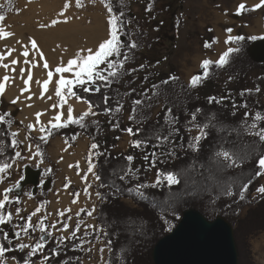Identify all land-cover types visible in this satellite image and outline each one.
I'll return each mask as SVG.
<instances>
[{"label":"trees","instance_id":"obj_1","mask_svg":"<svg viewBox=\"0 0 264 264\" xmlns=\"http://www.w3.org/2000/svg\"><path fill=\"white\" fill-rule=\"evenodd\" d=\"M110 2L113 11L116 14L123 11L124 20L129 22L120 33L122 40L124 43L135 41L137 46L130 50L123 49L128 52L129 59L121 70L122 74L111 82L110 86L102 87L101 91L95 94L83 92L77 86H74V91L90 100L99 113L109 115L104 112L102 98L105 94L110 97L108 107L115 108L117 102L123 105L119 112L113 111L109 115L113 118L112 127L118 122V126L113 128L121 132L128 127H132L134 132L139 128L140 134L133 136V140L148 139L149 143L154 145L157 143V136H169L167 142L162 141L160 148L153 150L160 156L157 163L166 173H174L179 183L171 187L167 185V181L158 187L148 185L143 189V195L138 196L132 188L142 175L135 161H126L125 157L129 154L109 150L105 121L89 120L88 116L83 121L86 127L69 124L67 127L53 129L52 134L47 137V143L40 139L34 140L40 146L41 157L50 159L47 148L50 139L58 135L65 136L74 144L76 138L73 139V136L77 137L82 132L91 138L92 143L99 144V149L94 151L104 154L96 155L97 174L101 177L97 185L100 199L96 217L99 225L106 230L110 242L108 261L111 264H155L153 249L157 242L170 232L165 221H174L177 225L184 211L191 207L201 210L211 219L222 215L231 221L239 247L240 264H254L250 237L264 230V194H258L254 200L252 194L256 192L264 177V174L255 176L258 170L255 167L256 159L264 153V141H260L256 135L248 131L247 120L242 111L233 110L224 101L209 103L208 98L213 96H201L197 89L208 81L217 79L222 72L233 78L243 79L253 69L264 66V62L255 60L250 51L257 39L247 37L244 41L235 43L241 50L231 54L228 63L223 67L212 65L207 78L193 87L177 74L162 76L160 69L176 51L178 39L172 31L180 22L185 0H110ZM149 4L150 11L146 10ZM140 5L144 7L137 11L136 6ZM246 8L252 9V6L246 5ZM255 11H242L241 15L252 14ZM0 14L4 15L1 7ZM140 65L144 66L143 69L139 67ZM130 69L136 71L130 72L128 71ZM163 81L169 82L162 83ZM128 99L132 102L130 115H134V119L126 123L123 112ZM136 99H142L144 103L136 105L133 103ZM159 105L161 108L155 113V108ZM256 105L264 110L263 106ZM168 109H171L170 113L167 112ZM196 109H202L196 113L198 124L204 126L210 122V126L205 127L206 138L199 142V151L189 146L190 135L187 127L188 120ZM4 113L10 112L7 110L0 112ZM6 119L11 120V125L8 127L0 124V132L5 133L0 135V150L3 151L0 163L11 162V157L20 145L17 148L10 146L11 138L8 133L13 131L12 126L16 119L13 115ZM259 127L264 128V119L259 122ZM17 139L19 140L18 137ZM221 150L235 152L246 159L239 166L223 167L221 163L223 158L216 156V152ZM130 168L135 169V173L120 180L119 176L123 175V171ZM245 183L248 184V188L243 192L244 198L241 199L242 185ZM127 197H131L136 205L127 204L124 200ZM20 203L6 205V211H11L13 206L18 207ZM245 208L247 212L242 216ZM16 223L24 224L21 220L15 221L13 217L11 223L0 225V241L5 247H9L3 238V232H7L14 250L8 251L6 257H16L20 264H25L26 260L33 261L39 258L41 253L38 252L34 255L35 258H32L24 249L14 248L17 244L14 236ZM80 240L76 236L65 241L62 246V243H58L52 236L49 237L44 241L45 253L51 257L46 264H81L84 251ZM57 247L60 254L51 256L52 249Z\"/></svg>","mask_w":264,"mask_h":264},{"label":"rangeland","instance_id":"obj_2","mask_svg":"<svg viewBox=\"0 0 264 264\" xmlns=\"http://www.w3.org/2000/svg\"><path fill=\"white\" fill-rule=\"evenodd\" d=\"M28 3H38L41 0H25ZM44 1V0H42ZM41 1V2H42ZM62 1V6L58 8L57 10L53 11L52 16L43 22L47 27H56L61 22L63 23L64 17L59 16L58 14L61 12V10L64 7L65 0ZM90 0H83L84 6L82 8H77L75 5V0H69L70 7L65 12L66 17H76L80 16L86 8L91 6H98L100 8V11H102L103 14L106 15V18L108 20V13L105 5L100 2V0H95V3L90 2ZM244 3L248 6H254L255 4L260 3V0H185L184 8L180 14V22L175 27V30L172 31L173 35L176 36L178 39V45L176 48V51L174 55L163 65L160 67L162 76H167L171 74H177L182 79L183 76L180 73V68L182 67V60L184 59V56L189 54L191 56H195L197 54L203 55L206 57L209 52L213 51L215 49V46L218 45L220 42H223L225 40V37L228 35H243L246 38L250 36H257V37H264V23L262 24V34L259 35V33H254L251 30H249V27L256 26V21H260V17L264 14V6L256 9V11L252 14H237V7L239 4ZM0 7L4 10V17L5 19L3 21H0V25H3L6 23L7 18L10 14H18L22 12V9L25 7L23 3L20 0H0ZM144 5L136 6V10L140 11ZM104 8V9H103ZM115 13V12H114ZM54 14V15H53ZM222 15H226V19H222ZM61 18V19H60ZM53 20H59L61 22L55 24L54 26L51 25V22ZM231 28L233 31L231 34L226 33L225 29ZM217 43H212L211 47L206 48L204 45L206 42L211 43L214 40H217ZM264 38H258V40H262ZM234 44H226L225 46L231 47ZM182 59V60H181ZM192 59L189 60L191 62ZM264 62V61H262ZM103 67V66H101ZM55 67L50 66L48 70L53 71V75L56 73L54 72ZM264 66L257 67L250 71L248 75L243 79H236L231 76H229L226 72H222L217 79L213 81H208L203 86L199 87L197 89L198 94L201 96H213V97H226L224 102H226L233 110L236 111H242L245 114V111H248L250 113L249 117L246 118L247 120V129L250 133H254L257 130L260 129L259 122L257 123V128L252 129L250 128V125L254 122V116L259 111L262 114V117H264V110H261L257 107L256 104L264 107ZM263 76V77H262ZM262 77V78H260ZM72 78V77H71ZM68 78V79H71ZM0 82H3L2 77L0 78ZM52 85V86H51ZM50 85L47 92H45L44 96L53 91L52 99L48 103V109L49 112L52 113L53 116H55L59 112H63L62 119H67V107L68 104H71L73 107V99H76L75 97H66L68 103L63 105V108L57 107L56 109H53L51 106L53 104L58 103V98L55 96V88L56 83L53 82ZM54 85V86H53ZM75 86V85H74ZM73 86V91H74ZM259 87L260 91L255 92L254 89ZM245 89H253V93L245 94L244 96H241L240 93ZM42 89H40L41 91ZM66 91V90H62ZM41 93V92H40ZM86 100V99H85ZM11 98L7 94V90L5 89V92L3 95H0V112L2 111H9L14 117H15V123L12 126L13 131H18L19 135L18 138L22 143H20L18 150L22 152V155L25 157L24 160H17L16 164L18 165H31L34 167H40L42 169L43 165L47 164L49 161L51 162L52 167L56 168L59 165V162L51 161L50 159H44L41 156H33L31 159L28 157L31 155L27 151V146L32 145V151L35 152V145L36 141L38 140L43 133L39 131V126H37L35 131L31 132V138L27 141H25V136L29 134V129L27 128V125L29 123L36 124L35 117H25L22 116V111L19 110V108L16 107L15 104L11 103ZM244 102L247 103V108L241 107ZM51 103V104H50ZM50 104V105H49ZM233 104L237 105V107H233ZM132 102L130 99L125 104L123 117L125 119V122L128 123L130 121L129 116L131 112ZM161 106H157L155 108V113H158ZM74 110V107H73ZM97 113V115H88V119L91 120L95 116L98 117L99 120H104L106 123V140H107V147L111 151H115L116 153H126L129 155H132L135 157V165L137 169L140 171L139 173L142 175V178L135 182V185L132 188V191L138 195V192L143 193V189H137V184H146L151 185L155 179H156V173L159 169L162 173H166V171L163 169V167L157 163V159L160 158L159 154H157L154 159L156 161L155 166L149 167L150 161H146L144 159V155L147 152L154 151L151 149V147L148 148H140L137 149L132 146L133 136L127 134L126 132H121L119 129L113 128V118L109 115L99 113L96 110L94 111ZM81 113V111H78L75 114L73 111V116L78 117ZM263 120V119H262ZM41 124L47 125L48 121H45L40 117ZM198 124L196 121H192L191 117L188 120V132L190 135V143H193V139L198 133L199 129L195 127V125ZM206 131V128H205ZM56 137V136H55ZM53 137V138H55ZM50 139V144L51 140ZM201 141V140H200ZM49 144V146H50ZM125 145V146H123ZM48 146V148H49ZM47 148V152H48ZM1 149V144H0ZM165 155V154H164ZM96 156L95 154L93 155ZM60 160L62 161V155ZM14 167L12 169L7 170V172L4 174L5 179L2 184H0V192L6 187H8V183L12 182L15 178L14 176ZM44 180L46 178L52 177V175H45ZM161 179L164 181L163 176ZM38 186V190L36 192H33L32 185L26 186L21 196H19L16 193V188H13V192L10 194L12 197L19 196L20 199V205L18 207L13 206L11 208V211L13 213V217L16 220H21L26 222L28 216L35 210L36 207H40L41 211L37 213L36 216L32 217L31 223L35 225L37 221L44 216H47V220H45V224L48 225L47 231L52 233L53 239H55L58 243H60L57 239V237L63 235L65 237L70 236L71 232L75 229L77 223L80 224V230L76 232V236L79 237L80 244L83 247V256L81 258V264H111L108 261V255L110 252V243L107 238L106 230L99 225L97 222V205L100 197H97L96 193L99 192V189L97 188V181L91 180L90 184L91 187L88 188V192L91 194L90 196L87 195L88 199L85 202L84 206L80 209H85L84 212H81L80 209L76 212L73 211V203L72 200H68L66 203V209H71L70 212H66L65 216L58 217L57 212L58 210H62V203L58 202L57 204H60V206L57 208L56 214H50V210L53 206L52 197L50 199V193L52 190V183H50V186H48L46 189L43 187V182ZM264 185V177H262L260 184L261 186ZM9 186V187H13ZM257 187V188H258ZM27 191V192H26ZM44 191H48L44 192ZM77 192V189H75V193ZM30 195V200L33 201L34 204L32 207H30L27 211L23 209L22 207V199L24 194ZM85 193V192H84ZM259 193L256 191L252 197V200L255 199V197ZM141 196V195H138ZM125 202L131 206L136 205L135 201L131 197L124 198ZM54 203V202H53ZM95 208V211L92 213L91 216H88L86 214L87 211H90ZM16 208H20L21 211L19 215L17 216L15 214ZM55 210V209H54ZM53 212V211H52ZM79 212V215L77 213ZM247 212V208H245L241 215L244 216ZM50 214V215H49ZM71 217V219H68V217ZM23 218V219H22ZM53 222H57L56 228L50 227V225ZM67 223L69 225L68 231H61L62 224ZM88 225H94L95 227H88ZM168 230L171 231L176 226V222L174 221H168ZM15 232L20 231L19 225L15 224ZM41 233L36 230L32 231L29 230V235L25 236L23 232H21V237L19 240L16 241V243H28V244H35L40 237ZM49 237H46L45 240H48ZM71 239H67L65 241H69ZM64 241V242H65ZM62 243V246L64 244ZM1 243V241H0ZM250 246L252 250V255L254 257V264H264V230L251 236L250 237ZM104 249L103 253L100 252V249ZM90 249V251H89ZM27 253H29V249H24ZM41 253V256L39 258H35L34 256H31L32 258H35V260L29 259L27 262L28 264H46V261H44L42 258L46 255L45 250L43 249ZM7 264H13V261L11 260V257H7ZM18 261V259L16 258ZM19 262V261H18ZM20 264V262H19Z\"/></svg>","mask_w":264,"mask_h":264},{"label":"snow or ice","instance_id":"obj_3","mask_svg":"<svg viewBox=\"0 0 264 264\" xmlns=\"http://www.w3.org/2000/svg\"><path fill=\"white\" fill-rule=\"evenodd\" d=\"M90 2L95 3V0H90ZM101 3H103L107 9L108 13V20L107 23L109 25L108 28V33L105 39H103L101 42L98 43V46L95 48H82L79 49L73 58H70L67 60L66 65L61 61L60 65L56 66L54 69V72L59 75V79L56 81V88H55V96L58 98V103L53 104L51 107L53 109H56L57 107H60L61 109L63 108L64 104H67L68 101L66 97H75L77 102L80 101H85V98L82 96H79L75 91H73V86H77L82 89L83 92L86 93H99L101 91L102 87H108L110 86L111 82H114L118 77L122 74L121 70L124 69V65L126 61L129 59V54L128 52L123 51L124 48L133 49L137 45L135 41H130L128 43H124V41L121 38L120 33L124 30L125 26L128 21L124 20V12L120 11L119 14L114 13L113 11V6L110 2V0H100ZM75 5L77 8H82L84 6L83 0H75ZM264 6V0H260V3L255 4L252 9H247L246 5L244 3H241L237 7V14H241L242 11H248V10H256L260 7ZM70 7L69 0H65V4L61 12L58 14L59 16L64 17L63 22L67 23L70 17L65 16V12L68 10ZM148 11L151 10V4H149ZM5 19L3 14H0V21H3ZM61 21L59 20H53L51 22V25L54 26L55 24L59 23ZM41 28L47 27V25H40ZM226 33L231 34L232 29L228 28L225 29ZM14 35L11 32L5 31L3 28H0V39L8 38L10 36ZM258 38H264V37H257V36H250L248 39H258ZM30 39V44L31 48L35 49L40 56L41 60H44V54L40 49L38 48L37 42L33 38ZM246 39L245 36L243 35H228L227 39L225 40V44H235L240 41H244ZM217 40L212 41L211 43L206 42L205 47L209 48L211 47L212 43H217ZM19 43V41H17ZM59 47V45L57 46ZM241 49L239 47H228L226 51H223L220 55L219 58L215 61L211 59H204L201 62V68L203 69V72L201 74L195 75L190 79V85L195 87L198 85V83L202 80L207 78L210 72V68L212 65H215L217 67H223L225 64L228 63V57L233 54V53H238ZM12 51H15L14 49L9 50L8 55L10 56ZM23 57L27 58L29 57V51L27 50V46H25V50L22 53ZM119 57L120 59L117 60L116 58ZM6 57L3 54H0V62H2ZM19 61L17 59H12L9 63H0V67H3L6 71L10 68V65H17ZM24 63H30L32 67H36L37 64L35 62H32L30 60H25ZM103 66V67H101ZM141 69H143V65L139 66ZM43 68L44 69H49V64L46 60H44L43 63ZM12 71H15V68L11 69ZM130 72L136 71V69H130L128 70ZM24 68H20V78L23 80V84L25 87L20 88V96H23L25 92H28L30 90L29 88V83L32 81L33 77L31 74V68L28 69V75L27 78L24 79ZM64 73H70L72 78L68 79L65 78L63 75ZM53 78V71L48 70L47 71V79L43 80L41 83L40 80H37L36 83L41 86V93H40V98H44V93L48 91V86L49 83L52 81ZM12 77L9 75H4L2 77L3 82H0V95H3L6 89V83L12 81ZM170 79H176L175 77H170ZM169 81H163L162 83H168ZM66 90V91H62ZM253 91V89H245L243 90L240 95L244 96L245 94H250ZM255 92H259L260 89L259 87L254 89ZM32 95L30 94L26 99L31 100ZM143 95V93H142ZM20 96L15 97L11 103L15 104L20 100ZM47 99L51 100L52 97L48 96ZM103 103L105 105L104 112L107 114H111L113 111L119 112L123 105L119 104L117 102V105L115 108L108 107V102L110 100V97L108 95L103 96ZM226 99V97H220L217 99L216 97H209L208 101L209 103L216 102V103H223V101ZM88 104V110L81 113L78 117L73 116V107L71 104H68L67 107V119L64 120L62 119L63 117V112L57 113L55 116L51 117V119L48 121L47 125L41 124L40 117L44 114L43 112H37L35 114V119H36V124L29 123L27 125V128L29 129V134L25 136V141L29 140L31 138V132L35 131L37 126H39V131L43 133L39 137V139L45 143H47V137L52 134L53 129H58L61 127H67L69 124H77L81 127H86V125L83 124L84 119L88 115H97L96 112L93 111V105L90 100L85 101ZM134 104L136 105H141L144 103L142 99H136L133 101ZM32 105L29 104L28 107H31ZM241 107L247 108V103L244 102ZM233 107H237V105L233 104ZM202 109H196L192 114H191V120L196 121V113L201 112ZM168 113L171 112V109L167 110ZM133 113H135V109H133ZM11 113H4L0 114V124L7 125L10 127L11 125V120L6 119L11 117ZM250 113L248 111H245V117H249ZM130 120L134 119V115L129 116ZM254 122L250 125V128L255 129L257 128V123L256 121H261L264 119L262 117V114L257 111V113L254 116ZM175 123V119L173 120V124ZM118 126L113 125V127ZM210 126L209 125H200L196 124L195 127L199 129V133L192 138L193 143H191L189 146L193 148L196 151H199V142L201 139L206 138L207 132L205 131V127ZM124 132L131 136H139L140 134V129L137 128L135 132L133 131L132 127H128L123 129ZM178 131V130H177ZM256 135L260 141H264V128L257 130L256 132L253 133ZM0 135H5L4 132H0ZM10 135V146L12 148H17L22 141H19L17 139L19 133L18 131H11L8 133ZM76 136H73V139H75ZM169 136H157V143L156 144H150L148 139L145 140H133L132 141V146L140 149L142 147L148 148L151 147L152 149H159L161 146V142H167L169 140ZM67 144L68 142L65 141ZM70 146V145H69ZM99 144L97 143H92L90 145L89 149V157H88V168L87 172L91 173L92 176L96 181H100L101 177L95 173L94 171V163H93V155H102L104 153L100 152H95L94 150L99 149ZM36 151H32V145L27 146V151L31 153V155L28 157L31 159L33 156H42V153L40 152V146L39 144L35 145ZM66 150V149H65ZM156 151H151L147 152L144 155V159L146 161H150L149 167L155 166V159L154 157L156 156ZM0 155H3V151L0 150ZM171 155V153H170ZM217 157H222L223 160L221 161L223 167H236L239 166L240 163L246 159L244 156H240L235 152H229L228 150H221L216 152ZM25 157L22 155V152L17 150L14 152V155L11 157V162H3L0 163V184L4 182L5 179V173L7 170L12 169L14 165L16 164L17 160H24ZM126 161L132 162L134 161L135 157L132 155H129L125 157ZM69 167H73V165H69ZM75 167L77 168V175L80 174L79 172V162H76ZM255 167L258 169L255 172V176H260L264 174V153H261L259 157L256 159V164ZM135 169H127L123 171V175L119 176L120 180H124L125 178L129 177L133 173H135ZM202 175V174H201ZM163 176L164 180L167 181V185L171 187L174 184L179 183V180L177 176L174 173L168 172V173H162L159 169L157 170L156 173V179L155 181L151 184L152 187H158L161 183H163V180L161 177ZM22 179V177H21ZM82 180L85 181L87 184V187L84 189V192L86 195H91L88 192V188L91 187L90 183H87V175L82 177ZM70 183V181H69ZM250 183V181H249ZM103 186V185H101ZM18 188L20 187V181H16L13 187H6L0 192V225L5 224V223H11L13 221V213L10 210L6 211V205L11 204V203H20L19 196L12 197L10 194L13 192V188ZM65 187H68V184L65 185ZM137 189H142L145 187H148L146 184H137L136 185ZM248 188V184L245 183L242 185V190H241V195L240 198L243 199V192L246 191ZM256 191L259 194H264V185L259 186ZM231 194V193H229ZM79 193L74 194V199L72 200V203L75 204L78 202L79 199ZM97 197H100V193H96ZM138 195H143L142 192H138ZM102 198V197H101ZM21 209L16 208L15 214L18 216L20 213ZM41 211L40 207H36L35 210L28 216L25 224L19 225L20 231L14 232V236L16 237L17 240L20 239L21 237V232L24 233L25 236L29 235V230L31 229L32 231L38 230L41 235L39 237V240L33 245V244H28V243H17L14 248L18 250H23V249H29L28 256H34L38 252H42L43 249L45 248V239L46 237H51L52 233L47 231L48 225L45 224V220H47V216L41 217L35 225L31 223L32 217L36 216L37 213ZM71 209H66V210H58L57 216L58 217H63L65 216L66 212H70ZM81 212H84L85 209H80ZM95 211V208L93 207L92 210L87 211L86 214L88 216H91L92 213ZM50 215V214H49ZM79 215V212L77 213ZM23 219V218H22ZM68 219H71L69 216ZM165 223H168V221H165ZM57 222H53L50 227L56 228ZM88 227H95L94 225H88ZM69 225L67 223L62 224L61 231H68ZM80 230V224L79 222L77 223L75 229L71 232L70 236L65 237L63 235L57 237L58 241L60 243H63L67 239H73L76 237V232ZM3 238L5 241H7V244L9 247H5L3 243H0V264H7L8 258L6 257V253L8 251L14 250L12 247V240L9 239L8 233L3 232ZM110 243V242H109ZM90 251V249H89ZM104 249H100V252L103 253ZM60 254L59 247L52 249L51 251V256H58ZM51 257L48 255L43 256V260L47 261ZM11 260L13 261V264H19V262L16 260V257H11ZM25 264H28L27 260L25 261Z\"/></svg>","mask_w":264,"mask_h":264},{"label":"bare ground","instance_id":"obj_4","mask_svg":"<svg viewBox=\"0 0 264 264\" xmlns=\"http://www.w3.org/2000/svg\"><path fill=\"white\" fill-rule=\"evenodd\" d=\"M20 1L25 5L22 12L10 14L6 23L0 25V28L14 34L8 38L0 39V54L6 57L0 63L10 64L12 59H17L19 63L17 65H10L7 71L3 67H0V78L4 75H9L13 78L11 82L6 83L7 94L13 100L15 97L20 96V88L25 87L23 80L20 78V68L25 69L24 79L27 78L28 69L31 68L33 79L29 83L30 90L25 92L23 96H20V100L15 105L22 111V116L33 118L37 112H43L44 114L41 118L49 121L53 115L49 112L48 103L50 100L47 97H52L53 91L51 90V92L41 99V86L36 83L37 80H40L42 83L43 80L47 79L48 69L43 68L44 60L48 62L49 67H56L60 65L61 61L66 65L67 60L73 58L79 49L95 48L98 46V43L106 38L109 25L106 15L100 11L98 6L94 7L91 4L80 16L70 18L67 23L61 22L56 27L41 28L40 25L52 16L53 11L62 6V1L41 0L42 2L38 3H28L25 0ZM29 38L35 39L38 48L44 54V60H41L39 53L31 48ZM58 45L59 47H57ZM25 46H27V50L29 51V57L27 58L22 55ZM12 49L15 51H12L9 56L8 52ZM26 59L35 62L37 66L32 67L30 63H24ZM12 68H15V71H12ZM59 75H53L48 89L53 82L56 83ZM63 75L65 78L72 77L70 73H64ZM33 93L35 95H32L31 100L26 99V97ZM72 102L75 114L81 109L88 107L85 101L77 102L76 99H73ZM29 104L32 106L28 107Z\"/></svg>","mask_w":264,"mask_h":264},{"label":"water","instance_id":"obj_5","mask_svg":"<svg viewBox=\"0 0 264 264\" xmlns=\"http://www.w3.org/2000/svg\"><path fill=\"white\" fill-rule=\"evenodd\" d=\"M250 51L255 60L264 61V39L256 40ZM41 175V168L26 165L16 193L21 196L28 185L36 192ZM50 183L44 180L43 187ZM153 259L155 264H240L234 225L222 215L211 219L197 208H187L174 229L157 242Z\"/></svg>","mask_w":264,"mask_h":264},{"label":"crops","instance_id":"obj_6","mask_svg":"<svg viewBox=\"0 0 264 264\" xmlns=\"http://www.w3.org/2000/svg\"><path fill=\"white\" fill-rule=\"evenodd\" d=\"M221 18L226 19L227 17L226 15H222ZM255 23H256V26L254 25L253 27H249V30H251L254 33H259V35H261L263 31L262 24L264 23V14L263 16L260 17V21H256ZM226 39L227 37H225V40ZM225 40L223 42H220L218 45H216L215 49L209 52L206 57L200 54H197L195 56H191L187 54L184 56L183 60L181 59L182 67L180 68V73L182 74L186 82L190 83V79L193 76L203 71V69L201 68L202 60L211 59L215 61L219 58V55L223 51L227 50V47L225 46L226 45ZM231 47H236V44H234ZM190 59H192L191 62H189ZM87 110H88V107H86L85 109H81L80 111L85 112ZM93 111H95L94 107H93ZM77 115H78V112H77ZM94 119H98V117L95 116L91 120H94ZM65 141H67L68 143L66 144ZM91 144H92L91 138L82 132H80L77 135L74 144H72L63 135H58L51 140V144L48 148V153L50 155L51 161H54V162L58 161L59 165L58 167L54 168L52 167L51 162L49 161L46 165L45 164L43 165L42 175H41V181L44 180L45 175L47 176L52 175V177L45 179V180L50 179L52 183V190L50 193L51 195L50 199L52 197V201L50 200V202H52L53 206L50 210V214H56L54 212H56L57 208L60 206V204H57L58 199H59V202L62 203V207H63L62 210H66V203L68 200H72L74 198L75 189H77L76 193H79L80 195H79L78 202L73 205V211L74 212L78 211L81 207L84 206L85 202L87 201L88 197L84 193V189L87 187V184L85 183V181L82 180V177L87 175V183H90L91 180H95L92 174L87 172L89 149H90ZM112 152H115V151H112ZM61 155H62V161L60 160ZM92 159L95 165L94 171L97 174L96 156L95 157L93 156ZM77 161L79 162V172H80L79 175H77L78 170L75 167ZM69 165H73V167L70 168ZM25 167L26 165H18V164L14 165L13 173H14L15 178L12 182L8 183V187L14 185L16 181H20L21 183V181L25 177ZM37 168H40V167H37ZM98 182L99 181H97V185H98ZM66 184H68V187H65ZM29 196L30 195H27L26 193L24 194L23 199H22L23 200L22 207L23 209H25V211H27L33 205H36L33 203L32 200H30Z\"/></svg>","mask_w":264,"mask_h":264}]
</instances>
